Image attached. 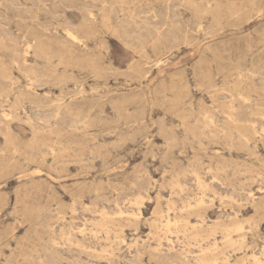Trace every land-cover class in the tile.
<instances>
[{"label":"rangeland","instance_id":"obj_1","mask_svg":"<svg viewBox=\"0 0 264 264\" xmlns=\"http://www.w3.org/2000/svg\"><path fill=\"white\" fill-rule=\"evenodd\" d=\"M255 258L264 0H0V264Z\"/></svg>","mask_w":264,"mask_h":264},{"label":"bare ground","instance_id":"obj_2","mask_svg":"<svg viewBox=\"0 0 264 264\" xmlns=\"http://www.w3.org/2000/svg\"><path fill=\"white\" fill-rule=\"evenodd\" d=\"M188 5V4H187ZM188 7V6H187ZM196 8V7H195ZM104 9H106V8H104ZM93 15V14H92ZM103 15H104V13H103ZM94 16V15H93ZM202 17V16H201ZM220 24V23H219ZM76 37V36H75ZM85 41V40H84ZM154 41V40H153ZM157 43V42H156ZM158 44V43H157ZM133 52V51H132ZM233 97V96H232ZM240 100H242V102H247V101H249L248 100V98L247 97H245V96H241L240 97ZM235 113V112H234ZM228 117H232L233 115L232 114H228L227 115ZM151 117V116H150ZM251 118V117H250ZM257 118V117H256ZM152 126V125H151ZM187 129V128H186ZM212 137V136H211ZM53 153V152H52ZM27 174V173H26ZM29 174V173H28ZM141 175V174H140ZM24 175H22V177H23ZM20 177V176H19ZM21 179V178H20ZM181 187V186H180ZM179 188V187H178ZM233 192V191H232ZM216 197V196H215ZM224 199V198H223ZM138 201V200H137ZM141 201V200H140ZM143 202V201H142ZM201 204V203H200ZM139 207V206H138ZM193 207V206H192ZM192 209V208H191ZM182 211V210H181ZM84 212V211H83ZM120 212V211H119ZM156 212V211H155ZM165 214V213H164ZM118 215V214H117ZM120 215V214H119ZM130 215V214H129ZM135 216V215H134ZM157 216V215H156ZM102 218V217H101ZM170 218V217H169ZM103 220H104V218H103ZM168 220V219H167ZM91 221V220H90ZM188 221V220H187ZM93 222V221H92ZM168 222V221H167ZM89 223V222H88ZM96 223V222H95ZM169 223H171V222H169ZM168 223V224H169ZM172 226V225H171ZM105 227H107V226H105ZM114 227V226H113ZM101 228V227H100ZM196 228V227H195ZM186 229V228H185ZM243 229V226H240V225H238L236 228H235V230H242ZM81 230V229H80ZM227 231H228V234H227V237L229 238V240L231 239V229H229V228H227L226 229ZM81 235V234H80ZM177 239V238H176ZM232 241V240H231ZM168 243V242H167ZM237 243V242H236ZM56 244V243H55ZM237 246V245H236ZM213 248H215V247H213ZM252 258V257H251ZM247 262V261H246ZM255 262H256V264H262V262L258 259V258H255ZM217 264H219V263H217Z\"/></svg>","mask_w":264,"mask_h":264}]
</instances>
